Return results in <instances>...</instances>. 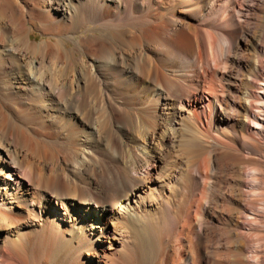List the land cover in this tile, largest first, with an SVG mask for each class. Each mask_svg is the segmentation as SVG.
<instances>
[{
  "label": "bare ground",
  "instance_id": "obj_1",
  "mask_svg": "<svg viewBox=\"0 0 264 264\" xmlns=\"http://www.w3.org/2000/svg\"><path fill=\"white\" fill-rule=\"evenodd\" d=\"M0 264H264V0H0Z\"/></svg>",
  "mask_w": 264,
  "mask_h": 264
},
{
  "label": "rangeland",
  "instance_id": "obj_2",
  "mask_svg": "<svg viewBox=\"0 0 264 264\" xmlns=\"http://www.w3.org/2000/svg\"><path fill=\"white\" fill-rule=\"evenodd\" d=\"M31 37L33 40H36L37 42L43 39V37L40 36L39 34H32Z\"/></svg>",
  "mask_w": 264,
  "mask_h": 264
}]
</instances>
